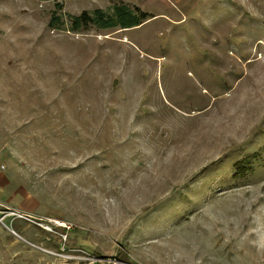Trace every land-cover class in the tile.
Masks as SVG:
<instances>
[{
    "label": "rangeland",
    "instance_id": "374dc122",
    "mask_svg": "<svg viewBox=\"0 0 264 264\" xmlns=\"http://www.w3.org/2000/svg\"><path fill=\"white\" fill-rule=\"evenodd\" d=\"M0 264H264V0H0Z\"/></svg>",
    "mask_w": 264,
    "mask_h": 264
},
{
    "label": "trees",
    "instance_id": "16d2710c",
    "mask_svg": "<svg viewBox=\"0 0 264 264\" xmlns=\"http://www.w3.org/2000/svg\"><path fill=\"white\" fill-rule=\"evenodd\" d=\"M60 9V4L56 5ZM144 16L138 7L130 8L124 4H114L111 12L107 13L102 9L96 8L92 11H82L77 15H68L70 29L80 30L82 27L93 25L99 29L123 28L128 29L140 24V19ZM58 22L59 17L53 19Z\"/></svg>",
    "mask_w": 264,
    "mask_h": 264
},
{
    "label": "bare ground",
    "instance_id": "6f19581e",
    "mask_svg": "<svg viewBox=\"0 0 264 264\" xmlns=\"http://www.w3.org/2000/svg\"><path fill=\"white\" fill-rule=\"evenodd\" d=\"M59 222V221H58ZM61 226L63 225L62 223H59Z\"/></svg>",
    "mask_w": 264,
    "mask_h": 264
},
{
    "label": "built area",
    "instance_id": "2783aa9c",
    "mask_svg": "<svg viewBox=\"0 0 264 264\" xmlns=\"http://www.w3.org/2000/svg\"><path fill=\"white\" fill-rule=\"evenodd\" d=\"M65 225V224H64ZM64 228L66 227V226H63ZM66 228H69V227H66Z\"/></svg>",
    "mask_w": 264,
    "mask_h": 264
}]
</instances>
